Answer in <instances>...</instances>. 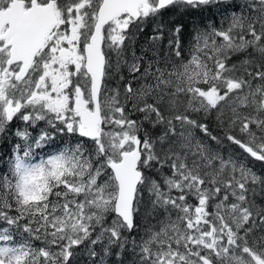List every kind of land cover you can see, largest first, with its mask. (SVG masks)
<instances>
[{
    "label": "snow or ice",
    "instance_id": "1",
    "mask_svg": "<svg viewBox=\"0 0 264 264\" xmlns=\"http://www.w3.org/2000/svg\"><path fill=\"white\" fill-rule=\"evenodd\" d=\"M254 162L264 0H0V264H264Z\"/></svg>",
    "mask_w": 264,
    "mask_h": 264
},
{
    "label": "trees",
    "instance_id": "2",
    "mask_svg": "<svg viewBox=\"0 0 264 264\" xmlns=\"http://www.w3.org/2000/svg\"><path fill=\"white\" fill-rule=\"evenodd\" d=\"M210 15L211 13L207 11L192 12L189 14H177V13L170 12L164 17V21L169 24V27L173 26L174 24L182 23L184 25L185 33H190L194 26L201 25L207 22V19ZM215 19L219 20L220 17L217 15ZM151 32H152V26L150 25L144 29L143 33L138 34V42H137L138 45L142 43H146L147 37L151 34ZM164 47L166 49L167 45L165 44ZM16 126L20 127L21 124H17ZM209 127L213 135H218L223 138V131L220 128H217L213 122H209ZM30 131H32L33 135H35L37 130L30 129ZM63 142H64V138L58 136L54 143H56L57 145H60ZM210 143H213V142H210ZM10 147H11L10 144L7 145L6 150L7 148H10ZM220 147H221V150L231 151L235 149L236 146L231 145L227 141H225L224 144L221 145ZM44 151H47V149H45ZM237 151L239 150L237 149ZM41 155H43V152L41 153ZM0 167H2V165H0ZM253 167H254V170H256L258 173L264 172V166H262L260 162H254ZM78 264H90L88 256L86 254L80 255L78 257Z\"/></svg>",
    "mask_w": 264,
    "mask_h": 264
},
{
    "label": "rangeland",
    "instance_id": "3",
    "mask_svg": "<svg viewBox=\"0 0 264 264\" xmlns=\"http://www.w3.org/2000/svg\"><path fill=\"white\" fill-rule=\"evenodd\" d=\"M198 135H200L199 133H198ZM210 143V142H209ZM222 151H224V150H222ZM225 153H227V152H229V151H224Z\"/></svg>",
    "mask_w": 264,
    "mask_h": 264
}]
</instances>
